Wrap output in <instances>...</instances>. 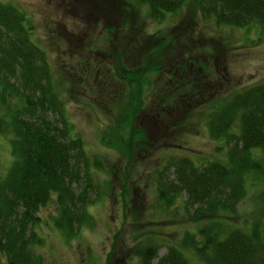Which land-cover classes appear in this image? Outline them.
<instances>
[{
	"label": "trees",
	"instance_id": "obj_1",
	"mask_svg": "<svg viewBox=\"0 0 264 264\" xmlns=\"http://www.w3.org/2000/svg\"><path fill=\"white\" fill-rule=\"evenodd\" d=\"M123 1L128 7L142 5L150 21L160 22L163 15L178 14L184 7L185 19L197 16L216 26L257 25L264 30V0ZM26 23L14 5L0 1V135L7 138L11 156L0 174V264H42L34 251L41 237L33 227L37 208L51 197L55 228L65 240L74 238L79 227L89 224L85 209L97 194L91 173L101 170L99 160L88 157L82 140L71 134L48 60L28 38L31 27ZM129 31L113 42L117 51H106V58L113 56L112 68L95 73V91L114 117L100 131V144L116 151L132 144L141 149L138 141L146 136L135 115H140L146 90L149 109L158 118L177 111L188 117L198 105L209 104L202 120L205 132L209 139L228 145L221 160L211 158L199 165L187 156L169 154L154 171L155 196L163 207L182 193L183 211L205 219L192 232L183 230L177 242L163 243L160 256L152 239L136 247L139 264H153V258L154 264H264V79L213 101L215 85L224 83L225 76L212 75L208 58L192 65H163L161 51L168 38L158 40L133 25ZM151 39L148 49L146 40ZM135 46L136 63L131 61ZM247 182L262 185L252 198L255 212L251 218L232 221L226 214L234 216Z\"/></svg>",
	"mask_w": 264,
	"mask_h": 264
},
{
	"label": "rangeland",
	"instance_id": "obj_2",
	"mask_svg": "<svg viewBox=\"0 0 264 264\" xmlns=\"http://www.w3.org/2000/svg\"><path fill=\"white\" fill-rule=\"evenodd\" d=\"M0 1L14 5L26 17L31 27L27 36L48 60L53 88L63 101V116L71 134L82 140L85 154L98 159L101 167L91 173L97 194L85 209L89 224L79 227L74 238L65 240L55 228L52 197L37 208L33 231L41 237V243L34 251L42 257V264H139L134 249L151 239L158 246L156 256L162 255L163 243L177 242L183 230L192 232L205 216L189 217L191 211L184 212L181 207L182 193L163 207L155 196L154 171L169 154L187 156L199 165L211 158L221 160L228 145L221 139H209L205 132L202 120L209 104L198 105L188 117L177 111L158 118L149 109L151 96L146 90L141 95L144 102L140 115H135L146 136L138 141L141 149L132 144L116 151L101 145L100 131L114 117L105 98L95 91V73L112 68L113 56L106 58V51H117L113 42L122 34H130L133 25L136 31L156 34L158 40L168 38L161 51L165 53L160 58L163 65H192L194 60L204 62L208 58L212 75L225 76L224 83L215 85L218 93L212 99L216 101L229 91L264 79V30L259 31L257 25L216 26L197 16L194 21L185 19L184 7L178 14L163 15L160 22L150 21L142 5L128 7L123 0ZM146 41V48L153 46L154 39ZM134 48L131 61L136 63L138 47ZM150 59L155 61L153 54ZM10 160L7 138L0 135V174L6 172ZM260 187L259 183L247 182L234 216L227 217L232 221L251 218L250 213L255 212L252 198Z\"/></svg>",
	"mask_w": 264,
	"mask_h": 264
}]
</instances>
